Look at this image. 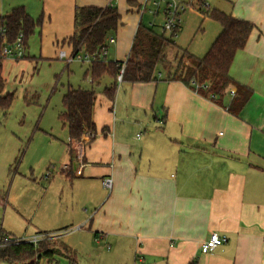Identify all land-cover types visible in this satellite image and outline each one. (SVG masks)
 <instances>
[{
	"label": "crops",
	"instance_id": "1",
	"mask_svg": "<svg viewBox=\"0 0 264 264\" xmlns=\"http://www.w3.org/2000/svg\"><path fill=\"white\" fill-rule=\"evenodd\" d=\"M65 1L72 12L65 39L74 32L78 7L105 8L114 2L117 12L142 9L140 0H124L126 6L122 0ZM221 1L224 6L216 10L254 26L229 69L233 80L252 91L238 116L225 108L232 91L220 106L179 81L163 80L162 74L155 83L131 84L123 90L131 115L117 120L109 110L113 103L105 102L103 113L94 104V139L84 137L82 143L68 138L59 171L70 180L71 199L84 216L79 228L87 231L91 244L105 246L108 260L264 264V0ZM16 7L34 18L24 0H0V16ZM203 20L213 25V32L200 53L192 54L195 57L205 54L221 31L207 16ZM122 24L120 15L118 27ZM68 46L67 57L73 55ZM128 54L116 62H125ZM119 97L120 91L117 101ZM107 177L112 179L110 192L102 186ZM82 186L88 189L81 191ZM84 194L88 200L80 204ZM212 233L226 235L227 241L202 254L200 247Z\"/></svg>",
	"mask_w": 264,
	"mask_h": 264
},
{
	"label": "rangeland",
	"instance_id": "2",
	"mask_svg": "<svg viewBox=\"0 0 264 264\" xmlns=\"http://www.w3.org/2000/svg\"><path fill=\"white\" fill-rule=\"evenodd\" d=\"M24 1L34 15V18L30 17L39 25L27 41L29 57L1 61V95L14 93V99L8 110H0V227L16 239L32 237L37 231L46 230L48 237L38 249H55L57 253L50 260L42 258L40 264H124L123 260H108L105 246L100 242L91 244L87 231L81 230L84 216L78 214L71 199L70 180L59 171L67 156L68 131L59 119L67 88H93L96 110L103 113L105 102L109 101L104 90L114 80L104 73L97 83H93L87 72L91 63L84 60L87 54L83 49L78 53L81 60L75 57L67 64L57 57L61 51L71 54L68 46L71 44L65 37L70 35L71 27L67 26V21L72 22V12L65 0ZM140 1V12L118 11L123 24L107 35L106 53L99 61L105 64L123 61L140 22L155 33L162 32L163 9L172 0ZM176 1L187 3L188 0ZM203 3L208 8L201 7L199 1L186 8L175 36L169 32L164 35L190 54L200 53L203 41L213 32V25L203 20L206 11L224 6L221 0H203ZM122 5L126 6V1L122 0ZM111 6L115 7L114 2ZM210 24L216 23L211 21ZM109 37H115L116 41L109 43ZM166 53L172 60L174 50L169 49ZM166 73L162 70L164 76ZM129 86L131 83L116 82V96L109 110L112 116L116 114L117 120L132 114L129 97L127 104V98L122 95ZM87 189L81 187V191ZM91 192L97 193V190ZM82 199L80 204L88 200L85 194Z\"/></svg>",
	"mask_w": 264,
	"mask_h": 264
},
{
	"label": "trees",
	"instance_id": "3",
	"mask_svg": "<svg viewBox=\"0 0 264 264\" xmlns=\"http://www.w3.org/2000/svg\"><path fill=\"white\" fill-rule=\"evenodd\" d=\"M201 7L204 6L203 0ZM203 3V4H202ZM199 6V5H198ZM208 8V6H206ZM201 8L199 7L198 10ZM206 16L220 25L221 31L203 57H195L164 35L152 29L138 24L129 54L125 62H113L105 64L104 61H96L89 65L87 72L93 83L108 73L114 83L105 88L104 94L113 103L116 96V82H119L121 66V81L131 84L155 83L160 80L162 70L167 71L163 80L179 81L190 90L203 97L210 98L217 105L223 106V97L226 92L233 93L232 99L225 106L228 113L238 116L252 96V91L246 86L236 82L229 75L230 66L236 53L242 50L253 29V25L233 18L219 10L206 11ZM120 24V15L112 6L78 7L74 12V32L68 38L73 54L77 55L80 50L85 53H99L105 47V40L110 32H116ZM39 22L32 19L23 7H16L8 15L0 16V28L5 29V34H0L2 39H15L22 33L24 44L27 47L28 38L33 34L35 26ZM179 26V25H178ZM178 27L172 32L175 36ZM1 40V39H0ZM174 50L172 60L167 57V50ZM26 58V57H25ZM2 60H0V110L6 111L11 106L14 93L1 95L3 91V78L1 75ZM175 63V64H174ZM96 100L92 89L68 87L63 98V110L59 119L68 131L71 142H82L84 137L91 142L96 135V126L92 115ZM106 133V129L102 130ZM44 241V240H43ZM31 243L12 244L0 249V262L5 264H38L42 258L52 259L57 253L55 249L38 247ZM21 259V260H20ZM27 261V262H25ZM188 264H197L191 261Z\"/></svg>",
	"mask_w": 264,
	"mask_h": 264
},
{
	"label": "built area",
	"instance_id": "4",
	"mask_svg": "<svg viewBox=\"0 0 264 264\" xmlns=\"http://www.w3.org/2000/svg\"><path fill=\"white\" fill-rule=\"evenodd\" d=\"M147 0L144 1L146 3ZM199 0H188L187 3L184 2H177V1H170L166 4L165 9V18L164 23L162 25V31L166 32H172L181 21L182 14L186 11V8L188 6H193L197 4ZM198 6V5H197ZM203 7H206V4H204ZM5 29L0 28V34H5ZM0 60L4 61L5 59L8 60H21L27 56V47L24 44L22 33H19L18 36L13 40H5L0 38ZM109 43H114V38L109 37L108 39ZM106 49L103 47L99 53H92L85 55L84 60L92 63L94 61H99L100 57L102 58L105 56ZM75 57H77L79 60H81V57L75 54L67 57L64 51L59 52L58 58L60 60L65 61L67 64L70 63ZM123 72V65L121 66L120 70V76L118 77V80L121 81V73ZM233 96V93H232ZM76 174H81V168L76 170ZM102 186L105 190L108 192L112 189V179L110 177H107L102 180ZM48 237L47 234H35L32 237L29 238H22V239H16L9 237L8 235L4 234L0 227V249L6 248L12 244H19V243H31L33 245H37L39 242L46 240ZM227 241V236L224 234H217L212 233L208 237V239L201 245L200 252L202 254H207L212 251H214L217 247L220 245L225 244Z\"/></svg>",
	"mask_w": 264,
	"mask_h": 264
}]
</instances>
